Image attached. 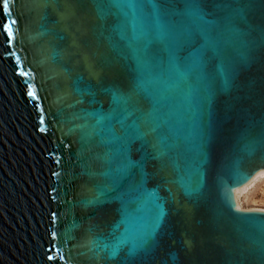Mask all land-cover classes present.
Returning <instances> with one entry per match:
<instances>
[{
  "label": "water",
  "instance_id": "water-1",
  "mask_svg": "<svg viewBox=\"0 0 264 264\" xmlns=\"http://www.w3.org/2000/svg\"><path fill=\"white\" fill-rule=\"evenodd\" d=\"M264 0H0V264H264Z\"/></svg>",
  "mask_w": 264,
  "mask_h": 264
},
{
  "label": "rangeland",
  "instance_id": "rangeland-1",
  "mask_svg": "<svg viewBox=\"0 0 264 264\" xmlns=\"http://www.w3.org/2000/svg\"><path fill=\"white\" fill-rule=\"evenodd\" d=\"M243 209H264V177L257 180L250 188L240 194Z\"/></svg>",
  "mask_w": 264,
  "mask_h": 264
},
{
  "label": "bare ground",
  "instance_id": "bare-ground-1",
  "mask_svg": "<svg viewBox=\"0 0 264 264\" xmlns=\"http://www.w3.org/2000/svg\"><path fill=\"white\" fill-rule=\"evenodd\" d=\"M264 177V174H261V175H259L255 180H253L245 189H243V190H241V191H239L238 193H236V199H237V202H238V206H239V208L240 209H242V210H245V209H243V207L240 205V199H239V197H240V194L241 193H243L244 191H246L248 188H250V186H252L257 180H259L260 178H263Z\"/></svg>",
  "mask_w": 264,
  "mask_h": 264
}]
</instances>
